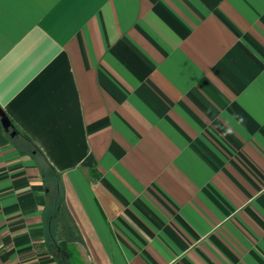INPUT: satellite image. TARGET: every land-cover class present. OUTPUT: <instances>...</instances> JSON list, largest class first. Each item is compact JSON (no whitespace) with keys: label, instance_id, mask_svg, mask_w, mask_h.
<instances>
[{"label":"crops","instance_id":"crops-1","mask_svg":"<svg viewBox=\"0 0 264 264\" xmlns=\"http://www.w3.org/2000/svg\"><path fill=\"white\" fill-rule=\"evenodd\" d=\"M0 107V264H264V0L6 10Z\"/></svg>","mask_w":264,"mask_h":264},{"label":"snow or ice","instance_id":"snow-or-ice-1","mask_svg":"<svg viewBox=\"0 0 264 264\" xmlns=\"http://www.w3.org/2000/svg\"><path fill=\"white\" fill-rule=\"evenodd\" d=\"M39 2V0H0V30L5 23L6 10L8 12L22 11L26 6ZM53 2V0H49Z\"/></svg>","mask_w":264,"mask_h":264},{"label":"water","instance_id":"water-1","mask_svg":"<svg viewBox=\"0 0 264 264\" xmlns=\"http://www.w3.org/2000/svg\"><path fill=\"white\" fill-rule=\"evenodd\" d=\"M0 117H1V121H2L4 128L6 130H10L13 127V125L1 107H0ZM12 134H15V130L12 131Z\"/></svg>","mask_w":264,"mask_h":264}]
</instances>
